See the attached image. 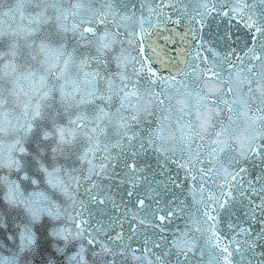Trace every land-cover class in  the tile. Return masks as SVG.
<instances>
[{"label":"snow or ice","instance_id":"6c2138e0","mask_svg":"<svg viewBox=\"0 0 264 264\" xmlns=\"http://www.w3.org/2000/svg\"><path fill=\"white\" fill-rule=\"evenodd\" d=\"M0 264H264V0H0Z\"/></svg>","mask_w":264,"mask_h":264}]
</instances>
